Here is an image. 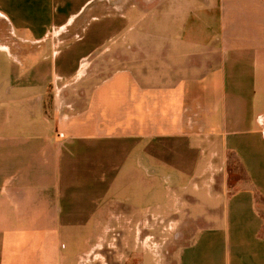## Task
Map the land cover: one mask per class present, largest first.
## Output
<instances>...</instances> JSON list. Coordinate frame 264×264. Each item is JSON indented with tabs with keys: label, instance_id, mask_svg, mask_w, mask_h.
Instances as JSON below:
<instances>
[{
	"label": "crops",
	"instance_id": "1",
	"mask_svg": "<svg viewBox=\"0 0 264 264\" xmlns=\"http://www.w3.org/2000/svg\"><path fill=\"white\" fill-rule=\"evenodd\" d=\"M96 1L0 0V264H264V0H124L114 48L60 35ZM109 52L122 123L200 107L203 126L67 121L61 88ZM171 218L190 241L144 250Z\"/></svg>",
	"mask_w": 264,
	"mask_h": 264
},
{
	"label": "rangeland",
	"instance_id": "2",
	"mask_svg": "<svg viewBox=\"0 0 264 264\" xmlns=\"http://www.w3.org/2000/svg\"><path fill=\"white\" fill-rule=\"evenodd\" d=\"M123 1L97 0L93 3L97 10L91 11V15L85 12L82 16L81 26H72L68 30L61 32L60 35L74 37L75 39L79 37L86 38L89 47L95 46L96 43L101 44V48L106 45L111 46L113 40L119 41L122 38L123 29L127 26L124 22L125 19L123 20L121 17L124 12L126 14L127 8L126 6L121 8ZM131 1L137 6L144 4V0ZM78 3L79 0L74 3L76 5L73 4L72 6H77ZM132 14L128 13L126 17L128 22L132 20ZM111 47L114 48V45ZM117 56L118 58H116V54L109 52L99 56L98 60L95 58L97 61L94 59L92 64L90 59L83 61V73L77 76L75 81L68 82L67 86L61 88L60 99L66 105L64 113L67 121H69L71 115L77 116L85 112L99 122V128L102 131L105 130L114 134L134 131H145L148 134L168 131H194L199 130L203 126L200 117L204 109L200 107L183 108L177 115L168 112L162 123L153 122V108H141L138 110L140 112L143 111L147 115L145 120H143L144 122L133 123L130 121V123H122L124 112L130 110L122 106V77L117 75L109 80L108 83L106 82L107 78L111 77L112 71L110 70L120 68L122 65L120 55ZM107 63L112 66V69L107 67ZM56 83L57 86L62 84L61 82ZM155 224L159 228L153 229L147 226L143 232L141 246L144 250H154L156 248L160 250L162 247V254L163 256L165 254L164 257H166L173 248L182 246L191 239V232L185 222L171 218L167 220L156 219ZM164 259L168 260V264H170L167 257ZM172 261L174 262V260Z\"/></svg>",
	"mask_w": 264,
	"mask_h": 264
}]
</instances>
